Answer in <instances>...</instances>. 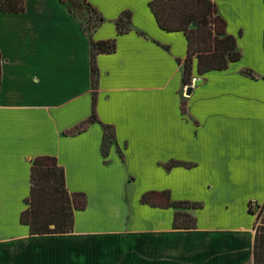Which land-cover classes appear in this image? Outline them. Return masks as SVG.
I'll list each match as a JSON object with an SVG mask.
<instances>
[{
  "label": "crops",
  "instance_id": "crops-1",
  "mask_svg": "<svg viewBox=\"0 0 264 264\" xmlns=\"http://www.w3.org/2000/svg\"><path fill=\"white\" fill-rule=\"evenodd\" d=\"M151 0H87L102 17L61 0L0 9V264H254L264 205V0H213L242 58L198 73L186 94L182 31L157 23ZM131 11V29L116 21ZM88 17V18H87ZM116 39L96 55L92 43ZM98 120L75 135L70 131ZM183 108L185 110L183 111ZM103 124L114 139L104 155ZM65 168L87 204L68 233L31 234L20 221L33 159ZM172 162H178L167 168ZM187 164V165H185ZM202 203L191 229L175 209L142 202L148 191Z\"/></svg>",
  "mask_w": 264,
  "mask_h": 264
},
{
  "label": "trees",
  "instance_id": "trees-1",
  "mask_svg": "<svg viewBox=\"0 0 264 264\" xmlns=\"http://www.w3.org/2000/svg\"><path fill=\"white\" fill-rule=\"evenodd\" d=\"M65 3V0H61ZM86 5L97 12L87 0ZM26 0H0V9L8 13L25 11ZM160 28L166 31H182L188 41L187 56L183 61V81L191 85L194 57L198 60V73L204 75L211 70H221L230 63L242 58L237 37L227 31V22L219 13L213 0H151L149 3ZM98 13V12H97ZM102 17L99 15V23ZM97 23L93 30L99 25ZM118 33L131 29V11H124L116 21ZM116 39L92 43V65L98 71L96 55L113 52ZM2 52L0 51V89L2 86ZM185 108H183V111ZM98 120L95 101L92 118L73 128L75 135L85 130L90 121ZM103 154L114 139L113 127L103 124ZM172 162L170 168L177 165ZM187 165V164H185ZM188 166V165H187ZM142 202L153 207L174 208L173 225L178 229H191L197 225V218L188 209L200 208L202 203L189 200H174L170 192L148 191L143 194ZM27 208L20 215L22 224L28 225L31 234L68 233L75 226V211L84 209L87 195L84 192L71 193L67 187L65 168L54 156L42 155L33 159L31 166V192L26 198ZM264 205L258 214L254 243V264H264Z\"/></svg>",
  "mask_w": 264,
  "mask_h": 264
},
{
  "label": "rangeland",
  "instance_id": "rangeland-1",
  "mask_svg": "<svg viewBox=\"0 0 264 264\" xmlns=\"http://www.w3.org/2000/svg\"><path fill=\"white\" fill-rule=\"evenodd\" d=\"M65 3H67L69 8L76 14H79L81 16H83V14H89V18L87 17V30H93L94 26L99 23V14L90 9L83 0H65ZM195 58L196 57H194V59ZM252 208L255 213H258L261 210V208H256L254 207V205H252ZM263 214L264 213L262 212V215Z\"/></svg>",
  "mask_w": 264,
  "mask_h": 264
},
{
  "label": "water",
  "instance_id": "water-1",
  "mask_svg": "<svg viewBox=\"0 0 264 264\" xmlns=\"http://www.w3.org/2000/svg\"><path fill=\"white\" fill-rule=\"evenodd\" d=\"M201 81H202L201 79H195L193 81V84L186 86V94H188V95L191 94V92L193 90V85H196V84L200 83Z\"/></svg>",
  "mask_w": 264,
  "mask_h": 264
}]
</instances>
